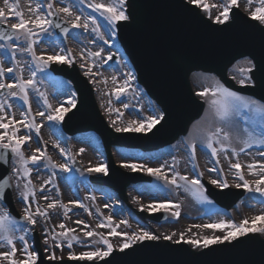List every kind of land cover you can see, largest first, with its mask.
Segmentation results:
<instances>
[{
    "label": "rangeland",
    "instance_id": "obj_1",
    "mask_svg": "<svg viewBox=\"0 0 264 264\" xmlns=\"http://www.w3.org/2000/svg\"><path fill=\"white\" fill-rule=\"evenodd\" d=\"M48 2L49 0H0V9H4L5 14L10 17L7 20L6 25H11L18 23V20L11 12L10 5L12 3L19 4V10L24 13L25 19H34V17L29 14L28 8L30 6L34 7L36 3H42L46 5ZM52 2L54 3L55 7H64L68 4H72L74 15H81L82 19L90 13L99 17L98 13H93L91 9L87 8V3L89 0H52ZM97 2L99 3L101 0H97ZM103 2L107 3L109 0H103ZM208 2L210 4H222L225 2V0H208ZM238 3L239 9L249 16L250 11L258 6V4L254 2L251 7H249L247 0H238ZM221 10L222 9H213V17ZM61 18H63V14L61 15ZM100 19L101 31L104 32V38L112 39L114 41L111 45H105L94 34L91 32H83L81 29H74V33L70 35L67 42L62 44L56 41L52 29H49L47 34H40L36 37L37 43L34 47L37 55L45 56L55 55L57 53L63 54L62 50H72L71 54L75 57L74 63L77 64L83 75L89 79L92 86L94 85L93 88L96 92L99 108L107 120L109 126L115 130V127L124 126L128 120L142 119L144 117L153 115V107H155L157 111L161 110L136 83V79L131 83L129 91L126 93V95L122 96L119 100L116 99L114 95L115 88L118 87V85L125 79L124 73L133 71V69L129 62L123 57L120 46L117 44L116 51H114L112 48L113 46H116V37L110 38L108 36V33L105 31L103 20L102 18ZM93 40L96 41L95 44L92 43ZM19 43L21 48L27 47V44L23 42V40L19 41ZM101 48H103L104 51L101 53L100 57L95 58V67H92V72L94 75H85L87 68H81L80 65L84 63L88 66H92L94 60L87 54L82 57L81 53L85 52V49H87L88 52H96ZM109 52L121 57V61L117 67L105 66L106 63H104V61L107 59ZM2 53L3 50L0 49V59L4 61L3 66L5 68L12 67V62L9 57L4 56ZM17 59L22 62V66L24 68L23 76L25 79H27L30 75V67L33 63L30 54L18 53ZM243 66V61H239L230 69L229 76L231 78L235 76L236 79L234 81L237 84H239L237 81L241 78V74L238 69ZM10 76L11 74H7L2 79H4L6 83H11L12 80L9 78ZM113 76L117 77V81L115 83L113 80H108L109 78L112 79ZM105 78H107L106 83ZM37 80L39 81L37 87L41 91L47 93L49 102L54 107H59L62 103L65 107H69L67 100L72 98V93L74 91L72 85L68 81L61 77L52 76L48 70H46L45 73L38 72ZM215 80L216 78L211 75L194 74L191 78V83L195 95L205 87H212ZM29 97L32 107V115L36 116V123L41 124L42 126L39 136L35 133V130L29 131L23 127L20 128V131L18 132L19 136H31V139L23 145L22 150L24 151L25 155L31 156L33 151H35L37 148L41 149V151H44L46 147L47 154L51 156L57 164L69 163L68 157L62 155L58 148L55 146L51 148V146L48 145V143L53 141L54 145L58 143L61 148H64L71 156H74L75 160H77L81 165L82 170L80 172L75 171L72 169V165H70L72 169L71 171L62 172L59 169H55V175L53 176V169L51 166L47 165L46 160L40 161L38 166H33L30 164L29 167L32 168L30 179L32 184L35 186L36 194L34 197H30L27 203L32 205L33 212H35L37 205H39L41 209H44L53 200H61L66 204L70 201L80 200L85 205H87V209H84L80 207H73L70 204L69 206L72 208V210L68 212L67 216L64 215V210L59 207L54 210H49L48 217L36 216L37 224L30 226L32 231L29 236V244H33L32 232L37 230L41 238L45 258L51 254L48 249L53 245L50 236L49 244H44L45 236L48 235V233L45 232V229L47 228L49 230L59 232L61 231L59 228V224L61 223H64L67 228L74 229V234L80 236L86 242L83 245L75 241L73 242L71 251H74L77 254L83 251L94 250L95 247L104 248L105 246L101 242H98V237H84L82 231V229H84V225L77 224L76 221H84L85 224L89 226V229L87 230L95 229L96 231L107 235L110 231L109 228H97V225H99L104 217L107 216H111L113 218L114 224L119 223L121 220H128L131 226L127 227L123 224H120V226L116 229L118 232H128L130 234L139 228H144L145 230L160 236L176 233L172 240L169 241L170 243H185L191 249L200 251L204 248L194 247L186 241L189 239H199L201 244H203V239L205 237H222L226 234V231L213 228H203V231H189L188 229L185 230V228L182 227L183 224L194 222L199 219H203L202 221H204V224L214 223L221 219L226 221L233 220L235 222H240L245 217L249 218L251 222V217L260 215L262 212H264V203L260 202L259 194L249 193L243 189L245 191V197L231 211H225L216 206L214 203H201L196 199L195 196H193L191 191H186L183 186L176 187L171 184H166L162 179H158L157 177H154L141 170H137L135 172H139L147 177H151L152 182L132 185L128 189V203L126 204L120 201L117 194L111 191L109 188L99 185H92L88 181L89 175L97 177L104 175L102 173H89L87 171L89 167H95L103 163L107 164L106 155L104 153L100 139L93 133L78 134L74 137H68L62 130V122L57 123L48 121L46 119L48 114L47 112H45L44 117L36 115L38 112L45 111L43 101L38 97L37 93L30 89ZM197 97L205 104V110L202 117L193 123L187 136L182 137L178 142L163 150L146 154H143L140 151L114 148L113 156L115 163L121 167V169L127 172L134 171L130 168L123 167V163L146 164L151 168H158L161 165H164L165 167L163 168V171L166 172L169 179H171L175 172H179L181 176H187L189 179L196 178L198 173H203V169H205L206 174L203 173V176L199 177L200 180L203 178L209 184H211L212 179H222L226 177L230 187L236 188L235 185L240 183V181L235 175V170L230 168V164L236 163L238 160L243 166V172L244 170H247L246 173L244 172L245 178L247 180L254 182L255 180L259 179L258 176L253 175L249 171L247 165L258 160L264 161V157H261L259 154L260 152H264V147L254 145L245 152H241L239 157L233 155L230 150L227 152V158L223 152L220 153L218 157H213L211 155L210 149L206 147L207 133L209 131H214L217 127H222L225 130L230 131L232 133V146L239 150V148L243 146L241 140L244 138L243 128L245 125L240 121H233L232 124L219 122L214 118L212 110L209 108L207 101L199 96ZM0 99L4 100L6 103H11L12 107L10 109L6 108L5 111L9 113V117H11V114L14 112L15 119L20 121L22 119L21 113L26 111V105H24L21 100L10 97L7 91L0 95ZM109 100H111L112 108L119 109L124 113L122 118L118 119L117 114L114 111L111 113L108 111ZM125 103L130 105L128 109L123 107V104ZM114 120L117 121L115 126L112 124V121ZM7 122L8 119L6 118L5 123ZM4 131V129H0V133ZM40 141H42V143L37 144ZM192 142H195L196 144L195 166L189 147ZM81 148L85 149L83 153H80ZM37 154L39 155V153ZM198 154L200 155L199 157H197ZM173 158H175V163H173ZM217 159L219 160L218 164L216 163ZM18 166L19 165L14 162V159H12L10 168V181L13 189L15 205L19 213L23 216V210L27 206V203L23 200L21 192L23 191V186L27 181L26 178H18L15 175L14 169ZM212 168H217L218 171H210ZM50 177L52 178L53 183L45 184L44 182ZM18 182L20 185L19 187H17ZM179 183L183 185V181H179ZM41 186H43V191H41ZM213 186L218 188L215 185ZM91 196H95L94 201L89 198ZM44 197H47V199H44ZM157 201H160V203L168 201L179 203L181 205L179 218L173 217L170 212L157 211L154 213L163 212L167 214V222L155 223L149 220L142 221L138 217L139 212L144 211L148 214H152V212L141 210V205H147V203H156ZM105 205H110V207H105ZM0 207H3L7 210V207L2 202H0ZM97 209H99V211H97ZM89 211H91V215L88 214ZM199 224H203V222ZM21 225H26V223ZM257 225L259 226V222H257ZM180 233H184V241L177 243V241L180 240ZM20 234H22L20 231L16 232L17 236ZM109 239L114 245V250L119 251V245L123 242V237H109ZM231 242L234 241H226L224 243ZM16 247L17 253L15 259H25L20 251L22 244L19 240L16 241ZM32 250H34V247ZM5 251H10V248L4 242L0 241V252ZM55 251L58 257L63 256V259L70 260L68 258L70 250L68 249L66 243L64 244L62 251L59 248H56ZM0 264H10V261L0 258Z\"/></svg>",
    "mask_w": 264,
    "mask_h": 264
},
{
    "label": "snow or ice",
    "instance_id": "obj_2",
    "mask_svg": "<svg viewBox=\"0 0 264 264\" xmlns=\"http://www.w3.org/2000/svg\"><path fill=\"white\" fill-rule=\"evenodd\" d=\"M254 2H256L258 6L250 11V18L258 21L261 26H264V0H247L249 7H251ZM178 6L189 11L193 7L199 9L209 20H212L214 24L227 27L235 14L233 9L239 8V3L238 0H225L222 4H210L208 0H180ZM134 7L135 6L133 5V8ZM10 8L13 16L18 20V23L8 25L7 27H0V40L6 41V43H0V49L3 50L2 54L8 56L12 62V67L5 68L3 66L4 61L0 59V90H7L10 97L21 100L23 104L26 105V111L21 113L22 119L17 121L14 112L11 114V117H9V113L5 111L6 108L10 109L12 107L11 103H6L4 100L0 99V113H3L0 114V129L5 130L0 133V149L4 150L0 152V161L7 163L8 153L11 152L14 162L19 165L14 169L15 175L18 178H26L27 181L21 192L23 200L27 203L29 198L34 197L36 194L35 186L30 179L32 172V168L29 167L30 164L38 166L40 161L46 160L47 165L51 166L53 169L54 176L55 169H59L62 172H69L72 170L70 165L76 163L75 157L71 156L64 148H61L58 143L54 146L60 150L62 155L68 157L69 163L67 164H57L52 157L47 154L46 147L44 151L37 148L33 151L31 156H26L22 150L23 145L31 139V136H19L18 132L20 131V128L23 127L29 131L35 130V133L39 136L42 126L41 124L36 123V116L32 115V107L29 97L30 89L37 93L45 106V111L38 112L36 115L44 117L45 112H47L46 119L48 121L57 123L62 122L65 119V115L77 107L75 92L72 93V98L67 100L69 107H65L63 103L60 104L59 107H54L49 102L47 93L41 91L37 87V84L39 83L37 80L38 72L45 73L53 62L68 65H71L74 62L75 57L71 54L72 50H62L63 54L57 53L48 56L37 55L34 47L37 43L36 37L40 34H47L49 29L54 28L60 29L65 37L69 34L70 29H81L83 32H91L105 45H111L114 41L112 39L104 38V32L101 31L100 18L103 20L105 31L108 33V36L114 38L119 31L118 25H120L121 22L130 23L134 19V12H129L128 0H109L107 3L103 2V0L99 3L97 0H89L87 8L91 9L93 13H98L99 17L90 13L83 19L81 15H74L72 4H68L64 7H55L52 0H49L46 5L36 3L34 7H29V14L33 16L34 19H25L24 13L19 10L18 3H12ZM213 9L222 10L213 17ZM62 14L64 18L63 23L60 19ZM9 18L10 17L5 14L4 9H0V25H5ZM262 32H264V28H262ZM21 40L27 44V47H20L19 41ZM258 42L260 49L259 53L252 51L250 54L243 57L244 66L238 69L241 78L237 82L242 87L251 89L259 88L264 90V34L260 36ZM92 43L95 44L96 41L93 40ZM103 51V48L96 52H88L87 49H85V52L81 53L82 57L87 54L94 60L92 66H88L84 63L80 65L81 68H87L85 75H94L92 67H95V58L100 57ZM18 53L30 54L33 62L30 67V75L27 79L23 76L24 68L22 62L17 59ZM112 59L113 56L111 52H109L104 63H107L108 60ZM7 74H11L9 77L12 80L11 83H6L4 79H2ZM124 75L125 79L114 90V95L117 100L126 95L131 83L136 79L134 71L126 72ZM232 79L235 80L236 77L233 76ZM112 80L115 83L117 77L113 76ZM106 82L107 78H105V83ZM196 95L207 101L214 118L219 122L232 124L233 121H240L245 125L243 128L244 138L241 140L243 146L240 147L239 150L232 146V133L230 131L225 130L222 127H217L214 131H209L207 133L206 147L210 149L213 157H218V155L223 152L227 158V152L229 150L233 155L239 157L241 152H245L254 145L264 147V99L258 100L251 96L242 95L240 92L232 90L218 79L214 81L212 87H205L197 92ZM108 103V111L110 113L114 111L117 114L118 119L122 118L124 113L119 109L112 108L111 100H109ZM123 107L128 109L130 105L125 103L123 104ZM152 111L154 113L153 115L142 119L128 120L124 126L115 127V131L118 133L131 132L144 134L153 132V130L157 128V125H161V122H165V112L157 111L155 107L152 108ZM6 118L8 119L7 123H5ZM116 123L117 121H112L114 126ZM189 147L195 166V142H192ZM84 151V148L80 149V153H83ZM37 153H39V155ZM259 154L261 157H264V152H260ZM173 163H175V158H173ZM216 163H219L218 159L216 160ZM122 166L130 168L133 171H145L158 179H162L166 184H171L176 187L183 186L186 191H191L193 196H195L201 203H213L207 195V189L199 178L203 176L202 172H199L198 176L192 179H189L187 176H181L179 172H175L171 179H169L166 172L163 171V168L165 167L164 165H161L158 168H151L146 164L123 163ZM247 167L249 171L253 175L258 176L259 179L254 182L247 180L242 170L243 166L237 160L236 163L230 164V168L235 170V175L240 181L235 187L238 189H244L249 193L259 194L260 202L264 203V163L253 162L248 164ZM87 171L89 173L96 172L108 175L109 169L107 164L103 163L95 167H89ZM210 171L217 172L218 169L212 168ZM9 181L10 177L8 176H5L0 180V200H3L5 196V189L10 187ZM179 181H183V185H181ZM44 183H53V180L50 177ZM211 184L220 189H227L230 187L226 177L222 179H212ZM19 186L18 182L17 187ZM41 191H43V186H41ZM89 198L93 201L95 200V196ZM44 199H47V197H44ZM70 204L73 207L87 209V205L80 200L70 201L67 204L63 203L61 200H53L44 209H41L39 205H37L35 212H33L32 205L27 203L21 218L26 222V225L23 226L8 210L0 207V241L4 242L10 248V251L0 252V258L9 260L10 264H45L44 260L41 259V253L38 250H32L34 247V241L33 244H29V236L32 231L30 226L37 224L36 216L48 217L49 210H54L57 207L63 209L64 215L67 216L68 212L72 210L69 206ZM105 207H110V205H105ZM180 207L181 205L179 203L168 201L153 203L151 205H141V210H146L152 213L157 211L170 212L173 217L179 218ZM97 211H99V209H97ZM88 214L91 215V211H89ZM257 222H259V226L257 225ZM76 223L84 225V229H82L84 237H98V242H101L105 247H95L94 250L83 251L79 254L71 251L74 241L82 245L86 242L80 236L74 234V229L67 228L64 223H61L59 224V228L61 229L59 232L47 228L45 229V232L48 233V235L45 236L44 244H49V236L53 242L52 247L48 249L51 254L46 257L47 261H62L63 256L58 257L55 249L59 248L62 251L65 243L70 250L68 256L70 260L93 261L104 260L113 253L114 245L109 237H123V242L119 245V251L123 252L125 249L130 248L133 244L138 242L142 243L144 241L161 240L171 241L173 236L176 235V233H172L170 235L160 236L145 230L144 228H139L130 234L128 232H118L116 229L120 224L127 227H130L131 225L127 219L114 224L111 216L104 217L101 223L97 225V228H109L110 231L107 235L96 231L95 229L87 230L89 229V226L82 220L76 221ZM196 227L222 229L226 231V234L222 237H205L203 239V244H201L199 239H189L186 241L194 247L208 248L213 244H222L226 241H237L239 237H247L249 234H259L261 240L264 241V212L260 215L251 217V222L247 217L240 222L221 219L210 224L196 225ZM17 231H20L22 234L17 236ZM189 231H191V229H189ZM17 240L22 244L20 251L25 257L23 260L15 259L17 253ZM180 241H184V233H180V240L177 241V243ZM105 264H107V262H105ZM260 264H264V258L261 259Z\"/></svg>",
    "mask_w": 264,
    "mask_h": 264
},
{
    "label": "water",
    "instance_id": "obj_3",
    "mask_svg": "<svg viewBox=\"0 0 264 264\" xmlns=\"http://www.w3.org/2000/svg\"><path fill=\"white\" fill-rule=\"evenodd\" d=\"M180 0H128L129 12L134 19L118 25L119 39L137 70L138 81L149 96L165 112L161 122L150 135L136 138L119 137L105 126L99 117L92 92L78 70L50 69L69 78L78 92L79 103L64 123L65 131L74 135L84 131H96L101 135L109 154L112 145H126L154 150L174 143L186 135L190 125L201 117L204 104L193 95L189 77L194 72L215 74L222 83L241 94L264 99V90L236 85L227 75L228 69L252 51L259 53V38L264 32L256 22L238 10L227 27L211 24L194 7L189 11L178 5ZM133 5L135 6L133 8ZM63 23V21H61ZM0 27H2L0 25ZM58 34L64 35L60 29ZM71 30V29H70ZM6 42V41H5ZM67 71L63 73L62 71ZM76 74H75V73ZM115 140V142H113ZM4 150L0 149V152ZM12 158L8 153L7 163L0 161V180L9 174ZM111 163V162H110ZM75 167L79 168L75 163ZM111 175L102 181L127 201L125 190L138 182H151L139 174H124L111 163ZM92 181L95 179L91 178ZM208 195L227 209L237 203L242 193L231 197L228 193L208 191ZM230 200V202H228ZM18 216L12 204L11 188L5 189L3 198ZM145 220L164 221L156 215L140 214ZM38 240V239H37ZM39 247V241H37ZM264 258V241L257 235L246 237L232 245L213 247L200 253L186 245L168 242H144L123 253H114L98 263L76 261L47 262L45 264H260ZM43 260V258H41Z\"/></svg>",
    "mask_w": 264,
    "mask_h": 264
},
{
    "label": "bare ground",
    "instance_id": "obj_4",
    "mask_svg": "<svg viewBox=\"0 0 264 264\" xmlns=\"http://www.w3.org/2000/svg\"><path fill=\"white\" fill-rule=\"evenodd\" d=\"M25 3V2H24ZM29 9V8H28ZM108 80H112L111 78H109ZM154 132V131H153ZM150 135V134H149ZM41 144L42 143V141H40V142H38L37 144ZM48 145H50L51 146V148H53L54 147V142L53 141H51L50 143H48ZM200 155L198 154V156L197 157H199ZM94 157V156H93ZM255 162H258V163H264V161H262V160H258V161H255ZM251 164V163H250ZM95 165V164H94ZM244 172L246 173L247 172V170H244ZM203 173H205L206 174V170L205 169H203ZM244 173V174H245ZM156 203H160V201L158 202H156ZM151 204H153V203H147V205H151ZM214 219V218H213ZM203 219H199V220H197V221H194V222H190V223H185V224H183L182 225V227H184L185 228V230H189V229H191V231H197V230H202L203 231V227H196V225H204V221H202ZM193 221V220H192ZM203 222V224H199V223H202ZM207 223V222H206ZM155 229H157V228H155ZM160 229V228H159ZM155 232H157V231H155Z\"/></svg>",
    "mask_w": 264,
    "mask_h": 264
}]
</instances>
